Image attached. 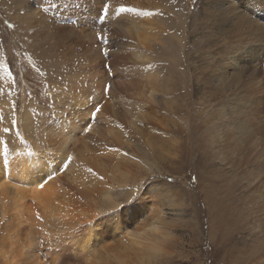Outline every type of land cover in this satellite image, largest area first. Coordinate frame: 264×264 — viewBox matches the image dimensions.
I'll return each mask as SVG.
<instances>
[{"label": "rangeland", "instance_id": "rangeland-1", "mask_svg": "<svg viewBox=\"0 0 264 264\" xmlns=\"http://www.w3.org/2000/svg\"><path fill=\"white\" fill-rule=\"evenodd\" d=\"M120 1L112 0L116 6H135L154 15L128 14L139 27L133 42L118 32L121 23L110 21V43L118 51L106 59L96 46V33L104 26L98 11L106 0H0V62H9L12 72L9 79L0 70V146L4 144L7 153L55 158L57 170L68 155L90 158L106 149L108 154L96 157L106 166L99 176L105 177L102 184L108 188L134 181L141 173L170 176L171 181L161 179L158 187L159 182L150 184L129 221L142 216L119 236L105 232V240L96 245L94 241L83 256L74 252L72 227L64 221L74 220V172H57L69 196L64 202L66 216L60 215L57 222L41 218L27 222L25 217L18 222L15 213L6 212L5 217L0 213V264H264V182L260 189L256 179L225 164L215 130L218 125L224 129L229 102L210 94L206 102V94L199 96L197 91L225 71L227 60L217 56L225 46L220 42V22L214 15L207 23L203 11L207 0ZM199 55L202 61L197 60ZM104 64H111V76ZM106 83L112 84L109 93L102 91ZM154 83L161 92L145 100L144 91L154 89ZM96 105L102 108L93 118ZM138 111L145 115L144 122L132 119ZM106 123L122 133L120 156L110 151L116 148L112 141L99 138L100 131L108 130ZM89 124L96 129L92 133L84 130ZM5 127L10 128L8 133ZM103 201L104 196L77 201L78 213L89 219ZM161 210L159 227L172 236L170 241L152 254L136 245L135 251L116 258L114 253H124L123 240H135L132 235L142 234L154 218L158 223ZM97 224L98 232L111 228L105 220ZM20 251L23 259L17 257Z\"/></svg>", "mask_w": 264, "mask_h": 264}, {"label": "bare ground", "instance_id": "bare-ground-1", "mask_svg": "<svg viewBox=\"0 0 264 264\" xmlns=\"http://www.w3.org/2000/svg\"><path fill=\"white\" fill-rule=\"evenodd\" d=\"M231 2L232 5L226 7L225 6L226 0H207V3L206 4L204 3L205 6L203 7V11L207 16L208 24H211L209 22H211L216 17L220 22L219 29L222 30L221 36H223V41L220 42L224 43L225 46L222 50H220L221 54L217 56L227 60V65L225 67V70L231 68L234 71L230 73L227 71H223V73H220L221 78H217L215 82H209L207 85H204L202 88L197 89V91L199 96L206 94L205 97L203 96V98H205L204 101L206 102H208L207 100L208 94H210L211 96L221 95L223 97V100H227L229 102L228 115H224V124H223L224 129L220 130L219 128L221 125L217 126V130H215V134H216L215 141L219 143L220 146L224 149L222 155L224 157V160L226 161L225 164L235 170L241 169V173L246 175L245 177L256 179L257 181L255 180L256 181L255 184L258 185L257 186L258 188H260L262 180H264V71L261 70V68L264 67V48H260L259 41L262 38H264V0H231ZM214 7L216 9H213ZM228 7L232 8L231 14H228ZM126 15L127 18L121 22V26H120L121 30L118 29V32L120 31L123 38L126 37L127 40L132 41L131 39L139 35V27L135 23V20L133 18H130L128 14ZM214 15H216L215 18ZM232 17H235V19H232ZM228 44H232L236 49L226 54ZM179 55H181V53H179ZM202 59H204L202 58V55H199L197 57V60L202 61ZM160 92L161 90L158 89V84L154 83V89H146L143 95L145 96V100L151 101L154 99V94ZM236 96L239 97L236 98ZM212 99L214 101L218 100L214 98ZM168 101H171V103H175V101L172 99H169ZM187 101L192 102L190 97H187ZM89 111L90 110H88V112ZM132 119L143 120L144 122L146 120V117L143 113L138 111L137 113H135V115H133ZM132 124L134 126L136 125L134 121L132 122ZM106 126L108 127L107 131L104 132L102 130V132L100 131L99 134L97 133L99 135V138H102L107 142L112 141L114 144L113 146L119 148L120 145L118 144L121 140L120 136L122 135V133L119 131L116 132V130L113 129L111 123H106ZM77 130H79V128ZM95 134L96 133H94V135ZM86 137L88 138L87 135ZM88 139H90V137ZM3 146H0V178H2L0 179L1 215L4 216L6 212H12L15 213L14 216L17 217L16 220L18 219L21 220L25 217L28 218L27 222H29L30 219H36L37 213L39 214L42 220L49 222H57L58 220H61L60 215L66 216L67 214L66 204H67V200H69V196L67 192L64 190L63 188L64 184L62 185V181L57 173L58 172L57 163L53 165L55 158L43 157L41 156V154L40 156L37 155L35 156L32 154H27V152L13 153L9 151V153H7V151L3 148ZM46 151H48V149ZM108 152L109 151H106V149H104L103 151L100 150L98 153L93 152V154H90V158H87L85 154H80V155L74 154V159L70 163L69 167L66 169L67 174H69L68 172H70V174L72 173V171L74 172V186L71 187L74 191V214H75L74 220L72 221L68 219L64 220L67 221L69 226L71 224L70 227H72L75 224L81 223L82 219L83 220L85 219L84 217L82 218L78 213L77 208L79 206V203L77 201L79 202L83 200L92 201L95 200L97 197L100 198V196L101 197L104 196V198L106 196H110L109 188L104 186L102 184V181H100L97 178L99 174H103L105 172L106 166L101 159L96 157L98 156L99 153L108 154ZM112 154L113 156H120V152L118 153L112 152ZM57 155L60 154L57 153ZM57 159L61 160V158H57ZM107 160L110 161L111 157L109 156ZM58 163H62V162L59 161ZM145 163L146 162H144L143 164ZM89 167H91L97 173V176H92L87 172V169ZM48 175H53L54 178L49 180L48 183L45 185V187L41 189L39 187V184L42 183L43 182L42 180L46 179ZM124 176L126 175L124 174ZM115 179H117V177ZM124 182L125 181H123L122 184H124ZM60 192L62 194H60ZM98 194L100 195L98 196ZM76 198H78V200ZM29 201H31L32 203L31 205ZM64 202H66L65 205ZM215 205L217 206L216 203ZM231 211L233 210L231 209ZM132 216H133L132 213L126 214L125 223L127 225H129L130 222L129 220H131ZM162 217L163 215L161 210L158 216V223H157V218H154V221L152 223L147 224L148 226L147 228H145L146 230L143 233L140 232L142 234L135 235L134 233L132 235L133 237H135V240H133L132 242L131 241L126 242L124 241L125 240L124 239L122 242V248L124 249V253L122 252L114 253L116 255V258H120L121 256L127 255L128 251L130 250L135 251V249H137L136 245L142 246L144 250L151 252V254L160 251L161 243L165 241L167 242L170 241V238L172 237V236L170 237L169 234L164 233L163 230L159 227L161 224L160 220ZM20 220H18V222ZM105 222L106 224H109L110 221H105ZM98 226L100 225L97 224L94 227L92 234L89 235L85 240H82L83 242L80 239H78L77 235H74V252L78 251V253H80L79 255L84 256L85 252H88L89 254L88 249L93 247L90 245H92L94 241H95L94 244L96 245V243L105 240L104 233L108 232V230H112V228L107 229V227H105L104 229H101L100 232H98L97 229ZM31 247L32 245H29L28 249H30ZM103 250H105V248ZM106 251L109 254L110 253L113 254V251L111 250H106ZM96 252L97 251H94L93 254L94 256L96 255ZM101 252H100V256H101ZM19 253L20 255H17V257L21 256L20 258L23 259V256L25 254L22 251H20ZM104 253L105 252H103L102 254ZM17 257L15 256V259H17ZM102 257H100L99 259L100 261H107L106 259L108 257L106 259ZM98 258L99 257L97 256V260ZM6 259H8V257H6ZM120 261L123 262L124 259L122 260L120 259ZM25 262H27V260Z\"/></svg>", "mask_w": 264, "mask_h": 264}, {"label": "snow or ice", "instance_id": "snow-or-ice-1", "mask_svg": "<svg viewBox=\"0 0 264 264\" xmlns=\"http://www.w3.org/2000/svg\"><path fill=\"white\" fill-rule=\"evenodd\" d=\"M232 5L231 0H226L225 6ZM232 8L228 7V14H231ZM126 14H132L135 17L139 16H152L154 15L153 12H145L141 11L139 8L135 6H128L125 4H119L118 6L114 5L112 0H106L104 2L99 11H98V19L101 20L104 24L102 26L101 31L96 33V46L99 50V53L102 58L110 59L112 53L118 51L112 47L110 43L109 36L111 35V29L107 27V24L115 20L116 23H121L123 20L127 18ZM157 15L159 13H156ZM235 19V17H232ZM231 22V21H229ZM9 27H15L14 25H8ZM124 39H127L126 37ZM0 43H2V38H0ZM260 48H264V38L259 41ZM236 49L232 44L227 45V53ZM104 68L107 70L108 75H112V67L111 64H104ZM0 70H2L9 79H12V72L10 71L9 62H0ZM264 71V67L261 68ZM39 71V69H37ZM227 72L234 71L233 69L229 68L226 69ZM112 89V84H104L102 91L104 93H109ZM0 94H3V89H0ZM102 106L96 105L94 107V111L91 113L92 117L95 118L98 113L101 112ZM2 119V117H0ZM13 125L16 124V121H11ZM5 133L10 131L9 127H5L3 129ZM85 131H91V125L89 124ZM19 135V133H17ZM111 152L118 153L121 150L119 148H111ZM123 155L127 157L129 155L128 152H123ZM73 160L72 155H68L65 161H62L61 167L57 170L58 172L66 170L70 163ZM87 172L92 176H97V173L89 167ZM53 175H48L46 179H43L42 183L39 184V187L43 189L45 185L48 183L49 180L53 179ZM100 181H104L105 177L100 175L97 177ZM2 179V178H0ZM163 179L165 182L171 181L170 176L165 177H157L155 174L147 175L141 173L134 181H129L123 185H118L114 188H109L110 196H106L104 201L101 205L97 206V210L91 214L89 219L83 220L79 224H75L72 226V232L74 235H91L94 227L96 226L98 221L105 220L111 222L112 231L115 233L116 236H119L126 228L131 227L137 219L142 216L140 215L130 226L125 223V216L128 213H132L139 205L147 187L154 182H159L157 187L160 184V180ZM264 182V180H262ZM171 183H174L172 181ZM255 183V182H254ZM171 184H167L166 187H170ZM106 187H109L106 185ZM158 197L161 192L155 193ZM37 218L40 219L39 214L37 213ZM2 223V222H0ZM132 234L129 233V236ZM72 259V257H70Z\"/></svg>", "mask_w": 264, "mask_h": 264}]
</instances>
